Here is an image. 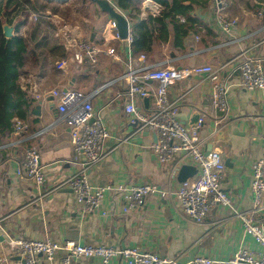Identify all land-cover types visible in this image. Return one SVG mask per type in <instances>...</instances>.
I'll return each mask as SVG.
<instances>
[{"label": "crops", "instance_id": "1", "mask_svg": "<svg viewBox=\"0 0 264 264\" xmlns=\"http://www.w3.org/2000/svg\"><path fill=\"white\" fill-rule=\"evenodd\" d=\"M59 1L67 3L68 0ZM82 3L94 11L86 16L87 21H91L82 25L65 23L99 43L111 17L94 1L83 0ZM2 5L3 25H12L14 36L20 34L29 39L30 52L25 56L19 84L32 99L27 117L15 118L24 127L0 136V256L8 259L6 264H19L21 260L13 251L14 237L138 247L176 259L177 264H189L197 255L229 259L242 247L256 253L262 250L233 210L253 209L252 168L264 151V89L243 87L239 71L244 54L264 58V15H257L255 0H230L227 16L235 21L231 34L223 31L219 24L214 0L195 4L194 15L198 22L183 38L182 45L174 43V32L178 31L175 22L167 42L155 40L152 51L146 55V62L160 68L222 66L221 77L228 84L229 109L225 113L212 105V88L207 74L176 79L169 87V97L176 101L178 118L184 125H194V112L201 113L203 122L198 125V130L204 149L216 146L223 149L226 168L222 187L233 207L217 204L201 223L190 220L181 209L176 194L182 183L179 172L173 173V162L162 164L157 160L153 150L157 134L149 129L138 131L131 121L132 116L125 110L129 82L123 74L130 64L140 63L131 44L112 40L117 58L101 53L97 63L86 59L83 63L70 62L66 69H58L57 64L68 56L63 43L51 32L57 27L59 14H30L28 7L24 13L15 14L13 6L7 7L5 1ZM140 7L141 19H146L149 14L160 15L162 10L154 0H142ZM34 23L33 30L26 29ZM39 24L47 27L49 39L44 40L41 32L35 31ZM133 24L131 19L132 29ZM147 87L156 89L158 82L149 80ZM54 88L77 89L91 96L94 110L109 129L104 158L88 170L90 181L94 186L103 187L120 183L154 185L156 190L146 198L142 208L124 212L123 199L107 192L103 205L107 214L101 210L82 213L66 181L85 166L86 158L75 153L70 126L61 118L57 99L50 94ZM136 103L144 111L153 108L151 98L148 101L136 98ZM29 146L39 151L46 176L43 187L33 179L17 174ZM55 187L59 188L42 195L43 189ZM256 214L264 219V210ZM63 256L62 251L53 259L40 255L38 264H61ZM71 264H101V259L84 257L73 259ZM110 264L131 263L115 257Z\"/></svg>", "mask_w": 264, "mask_h": 264}, {"label": "built area", "instance_id": "2", "mask_svg": "<svg viewBox=\"0 0 264 264\" xmlns=\"http://www.w3.org/2000/svg\"><path fill=\"white\" fill-rule=\"evenodd\" d=\"M111 4L118 7L114 0ZM217 7V20L223 31L231 34L235 21L227 16L230 0H214ZM257 15H264V1L255 0ZM152 2V0H151ZM189 2L188 4H186ZM184 5H193L185 0ZM129 21L130 17L118 7ZM52 36L60 40L68 52V56L58 64V69H66L70 62L83 63L86 59L97 63L99 55L105 53L117 58V51L111 45L112 40L133 41V29H129L127 39L120 38L117 25L109 19L102 32V41L94 42L87 36L81 35L67 23L57 26ZM138 65H129L123 78L129 82L128 103L125 110L132 116L131 121L136 124L138 131L153 130L157 140L153 150L157 160L164 164L173 162V173L177 174L184 164H193L197 173L182 182L176 191L183 213L192 221L201 223L208 216L211 209L217 205L232 206V200L222 187V177L226 168L223 149L219 146L205 150L200 138L198 126H186L177 117L178 105L169 97L170 85L179 78L191 74H207L211 82V101L213 107L222 113L229 109L228 84L221 77V67L211 64L195 66L187 69L175 67H156L146 62V55L139 56ZM241 83L247 89H264V58L257 55L244 54L239 66ZM149 80H156L158 87L150 90L147 87ZM57 99V108L61 118L70 126L71 141L77 156L86 158L85 166L67 178V185L72 189L82 213L90 214L103 209L105 194L112 192L122 198V210L129 212L142 208L146 198L152 194L156 187L150 183L117 184L116 186H94L89 179L88 170L99 163L105 156L104 143L110 132L101 116L94 110L91 96L77 89L61 90L54 88L50 92ZM136 98L144 100L151 98L153 108L143 110L136 103ZM203 122L200 118L198 125ZM19 121L15 131L23 128ZM17 174L33 179L37 185L43 187L46 181L45 172L40 160L39 151L29 146L23 165ZM252 190L254 193V207L250 211H239L235 208L234 214L241 218L245 230L253 235L262 250L258 253L246 247L239 249L229 259H213L206 255H197L189 264H264V219L256 214L264 210V151L255 161L252 168ZM59 187L43 189L42 195L55 191ZM117 198V197H116ZM14 254L19 255V264H38L40 255L53 259L62 251L64 256L61 264H71L73 259L97 256L101 264H110L115 257L128 260L131 264H177L176 259L163 257L153 251H142L138 247H116L113 245L80 244L75 241L58 242L56 240L14 237L12 239ZM8 259L0 256V264H6Z\"/></svg>", "mask_w": 264, "mask_h": 264}, {"label": "trees", "instance_id": "3", "mask_svg": "<svg viewBox=\"0 0 264 264\" xmlns=\"http://www.w3.org/2000/svg\"><path fill=\"white\" fill-rule=\"evenodd\" d=\"M2 1L0 3V136L12 134L15 131L18 121H15V118L25 119L32 103L29 93L19 84L25 65V56L30 52L29 39L20 34L11 38L6 37L1 19L4 1L7 7L13 6L15 14H21L27 9L24 5L27 0ZM114 1L118 7L127 12L134 23L131 49L135 56H140L152 51L155 40L167 42L175 22L178 23V31L174 32V43L181 46L183 38L194 30L192 26L198 22L194 15L195 4L209 0H190L193 5H184L185 0H154L161 5V13L160 15L149 14L146 19L140 18L142 0ZM172 17L174 20L171 19ZM7 22L10 23V19Z\"/></svg>", "mask_w": 264, "mask_h": 264}, {"label": "rangeland", "instance_id": "4", "mask_svg": "<svg viewBox=\"0 0 264 264\" xmlns=\"http://www.w3.org/2000/svg\"><path fill=\"white\" fill-rule=\"evenodd\" d=\"M83 2V0H68L67 3L61 2L59 0H27V2H24L25 7L30 10H27L28 13H39L41 15H48L49 13H58L59 18H57L56 26H61L65 22L71 23L73 25L75 24H87L89 23V20L87 21V14L93 13L94 11L91 10L90 8H86L84 3L80 4ZM36 7V9L34 8ZM45 13V14H44ZM46 17V16H45ZM59 21V22H58ZM35 27V23L33 26L28 25V28L30 30H33ZM57 28V27H56ZM35 31L41 32L42 36L45 37L44 40L48 37V29L46 26H39L37 29L35 28ZM89 29L88 27L86 28V32H88ZM52 32V31H51ZM49 39V37H48Z\"/></svg>", "mask_w": 264, "mask_h": 264}, {"label": "water", "instance_id": "5", "mask_svg": "<svg viewBox=\"0 0 264 264\" xmlns=\"http://www.w3.org/2000/svg\"><path fill=\"white\" fill-rule=\"evenodd\" d=\"M102 11L107 13L111 19H113L117 25V30L120 35V38L127 39L129 37V29H130V21L128 17L115 5L111 4L109 0H93ZM4 34L6 37L11 38L14 36V27L9 24L3 25ZM149 98H146L148 101ZM39 107V106H38ZM39 113V110L36 111ZM201 113L199 111H195L194 115L192 116V120L195 122L192 126H198L199 119L201 118ZM177 117L178 114H177ZM236 129H233L235 132ZM223 135V132H220ZM198 169L194 165L184 164L181 166L179 170V180L181 182L186 181L188 178L193 177L197 173ZM72 190V189H71Z\"/></svg>", "mask_w": 264, "mask_h": 264}]
</instances>
